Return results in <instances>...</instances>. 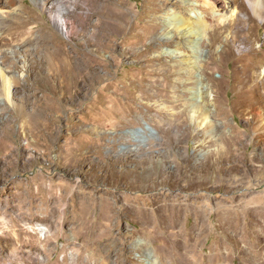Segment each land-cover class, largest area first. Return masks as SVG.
Returning <instances> with one entry per match:
<instances>
[{
  "label": "rangeland",
  "instance_id": "rangeland-1",
  "mask_svg": "<svg viewBox=\"0 0 264 264\" xmlns=\"http://www.w3.org/2000/svg\"><path fill=\"white\" fill-rule=\"evenodd\" d=\"M63 1L68 34L44 6L51 0H0L9 82L0 77V264L264 258L254 245L264 234V105L254 100L257 80L245 85L238 74L255 64L242 37L264 49L252 0ZM238 20L245 33L229 27ZM186 65L195 78L183 85ZM184 88L201 93L200 110L184 105ZM179 96L181 128L185 115L155 109L170 111ZM213 138L223 161L206 174ZM26 223L49 231L47 252L25 246Z\"/></svg>",
  "mask_w": 264,
  "mask_h": 264
},
{
  "label": "bare ground",
  "instance_id": "bare-ground-1",
  "mask_svg": "<svg viewBox=\"0 0 264 264\" xmlns=\"http://www.w3.org/2000/svg\"><path fill=\"white\" fill-rule=\"evenodd\" d=\"M65 2L66 1H63V0H58V1L57 0H51L50 3H47V2L44 3V6L48 10L51 19L56 23V25L62 31H64L66 34H68L69 31H67L68 28H67V21H66L65 15L69 13V9L66 8ZM239 2H241V0H234L235 4L239 3ZM49 4H50V7H49ZM248 5H249V8H250V10L252 12V16L254 15L255 17H259V18L262 17V19H264V0H252V1L248 2ZM179 22H181V24H186L187 23L183 19H181ZM229 27L235 29V31L237 33H239V34L245 33L247 31V27H246L245 21H243V20H238L237 22H235V26L233 25V23H231L229 25ZM199 30H202V29L199 28ZM190 32L191 33H195L200 38V35H201L200 31L195 30V29H190ZM237 33L229 31V36H234ZM241 40L245 44L244 49L249 50L248 55L251 56L252 59H254L255 64H254L253 67H251L249 65H245V66L241 67V69L238 71L239 77H240L241 80H243L246 83L245 85L251 83V81H256L257 80L258 84L255 85V90H254L255 93L253 92L255 94L254 100L258 101V102H260L261 104L264 105V69H263L264 68V49H260V51L258 49H255V47H256L255 46L256 45L255 42L256 41L253 42L250 39H248L247 37H244V38L242 37ZM195 42H199V41H195ZM195 42H194V44H195ZM227 44H231L230 46H234L236 43L234 41H229V43H227ZM230 53L231 52L228 51V50H226L224 52L225 56L226 55H231ZM2 62L3 61L0 60V65L2 64ZM186 67L189 68V75H188L189 78H187L186 82H183V85H186L187 82H193L194 78H195V74L193 73V68L190 67L189 65L188 66L186 65ZM1 70L2 69L0 67L1 80L4 81V84L6 85V87H8L9 82L4 80L3 73H2ZM199 70H200V66H199ZM151 84H152V88H155L156 86H158L157 85L158 84L157 81H154ZM180 92H181V97H184L186 93H189V92L191 93L192 97H190L188 99L187 98H183V100L185 101L184 105L186 107H193V109L194 108L198 109L197 106H196V104L198 103V100H201L202 102H204V100L202 98L203 96L201 95V93H199L200 97L198 95H193L194 94V89L193 88H187V89L184 88V90H181ZM212 94H213V91H212ZM151 97H152V95H151ZM214 98H215V94H213V100H214ZM177 100H179V101L181 100L180 96L177 97L176 100H173V102H175V103L173 104V107H172V109L170 111L169 110H165V109H161V108H156V107H155V109L157 110V112L161 116H163L165 114H170V115H174V116L179 115V114H182L183 116L185 115V117L182 118V120H178L179 121L178 125L181 128V127H184L183 125H184V123H185L187 118H186V113H185L184 110H181L180 112H176L175 109L179 106L177 104V102H176ZM198 110H200V109H198ZM197 112H199V111H196V113ZM258 114L260 115L262 113L258 112ZM261 119H263V117H261ZM259 127H263L262 124ZM202 134H204L203 131H202ZM262 134L263 133H256V136L262 135ZM209 135H210V133H209ZM220 137H221V142L227 143V139H228L227 135L222 134V135H220ZM232 141L230 140V143H232ZM213 142H214V144H213L214 148L210 151V153L208 155V158H207V166H206L207 172H206V174H210L211 171H218V164L215 163V162H222L223 161L222 160L223 159L222 158L223 155L221 154V151H220V148H219V146L221 145L220 144V140L218 138L214 140V138H213ZM200 144H205V141L204 142H200ZM252 162L253 163L258 162V156H256L252 160ZM240 166L241 165H235L233 168H238ZM95 198H96L95 196H91L89 201L90 200L94 201ZM93 204H95V203H93ZM225 212L228 213V214H231L232 210H226ZM229 223H232V222H229ZM229 223H226L224 225L227 226ZM11 224H13V223H11ZM16 225H17L16 223L13 224L12 230H10L7 233V235L10 237L9 240H12L13 242H15L17 244L18 248H19L20 247L19 243H21L23 241V238H21L19 233L16 234V232H18V230L16 229ZM25 225H27V227H25ZM100 226H101L100 224L99 225L97 224V225H92L91 227L97 229ZM18 227H19V225H18ZM21 231H23V232H25L26 234L29 235L28 239H25V243L24 244H25V246H29V248L32 251H42V250H44V251L47 252L49 250L48 246H51V239H52L51 236L49 235V231H47L46 229H43V228H39V227L35 228V227L31 226L28 223H26V224L21 226ZM40 233H41V237L38 235ZM236 236L238 237V234ZM256 237H258L259 243H257V241H256V242H254V245L255 246H260L261 245V250H264V243H261V242L264 241V234L256 236ZM113 239H114V236H109V237H107V240H105L106 245L110 248L109 252L111 251L112 246H113V242H114ZM235 240L237 241V243L240 242V240L237 239V238L234 239V241ZM243 242H247L245 237L243 238ZM256 254L258 255V253H256ZM256 258H258V257H256ZM251 261H252V259H251ZM253 263L254 264H264V258H262L260 260L259 259L258 260H254Z\"/></svg>",
  "mask_w": 264,
  "mask_h": 264
}]
</instances>
